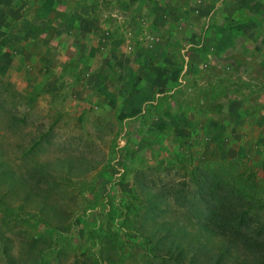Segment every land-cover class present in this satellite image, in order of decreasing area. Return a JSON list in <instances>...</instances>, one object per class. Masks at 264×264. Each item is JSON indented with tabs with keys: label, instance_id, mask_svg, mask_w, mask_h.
<instances>
[{
	"label": "rangeland",
	"instance_id": "rangeland-1",
	"mask_svg": "<svg viewBox=\"0 0 264 264\" xmlns=\"http://www.w3.org/2000/svg\"><path fill=\"white\" fill-rule=\"evenodd\" d=\"M2 2L0 264H214L229 243L198 206L264 248V0H60L76 19L26 28ZM151 195L186 239L158 240Z\"/></svg>",
	"mask_w": 264,
	"mask_h": 264
},
{
	"label": "trees",
	"instance_id": "trees-1",
	"mask_svg": "<svg viewBox=\"0 0 264 264\" xmlns=\"http://www.w3.org/2000/svg\"><path fill=\"white\" fill-rule=\"evenodd\" d=\"M161 201L163 200L158 201L155 195H151L148 198V207L153 213L150 217H152L154 222L159 226L158 231H165L164 234L160 233L158 235V240L164 241V239L171 237L170 242H179L186 239V231H184L183 227L179 226L176 232H173L171 228L172 226L169 225L171 223L170 221H164L163 224L158 222V216L154 213L156 210H161ZM191 219V226L195 227L197 232L206 231L212 237H222L228 241L229 244L224 246V248L220 251V253H222L219 254L214 264H221L222 258H224L225 254L230 252L231 248H237L239 246H243L248 249H251L252 246H256L257 249L252 247L254 249L253 254L256 258L255 264H264V248H260V245L252 242H243V244H239V242H237L238 238L241 236L246 238L245 241L250 240L248 234H246V236L243 234L241 227L243 226L244 221L243 218L239 219L237 214L221 212L219 209H215L213 207L210 208V210L205 211L198 206V208L193 210V216H191ZM197 242L199 244L198 247H203V249H205V245L202 243L200 238L197 239ZM178 245L181 244H177V246ZM167 251L172 253V248H167ZM178 254L183 255V250L179 249Z\"/></svg>",
	"mask_w": 264,
	"mask_h": 264
},
{
	"label": "crops",
	"instance_id": "crops-1",
	"mask_svg": "<svg viewBox=\"0 0 264 264\" xmlns=\"http://www.w3.org/2000/svg\"><path fill=\"white\" fill-rule=\"evenodd\" d=\"M4 1V2H2ZM5 3L9 5L10 9H13L12 13L9 14V22L14 24H19L24 26L26 28V24L31 22H39V23H60L63 21V19L70 17L69 20H74L77 18L75 15H60V0L57 1H47V2H41L39 0H0V4ZM49 6H56L58 10H55L53 13L46 9ZM65 7V6H64ZM10 15H14V17H11ZM16 25H14L15 27ZM25 30V29H24ZM21 29L20 27L18 29H15L13 31V36L11 37V41L13 43V53L17 56H20V58H17L20 60V62L24 61L25 59H29V62H32L30 59L31 50H30V36L27 34V31H24V34H20ZM43 34H41L40 37ZM64 36H60V32L57 34H54L52 36H48L47 39L44 38L46 41V47H48V44L51 43V47L58 50L57 56L60 58V42L65 40L63 38ZM49 38V40H48ZM70 48V46H68ZM53 49V50H55ZM69 50V49H68ZM67 53V52H66ZM71 54V51L69 52ZM42 60V58H41Z\"/></svg>",
	"mask_w": 264,
	"mask_h": 264
}]
</instances>
